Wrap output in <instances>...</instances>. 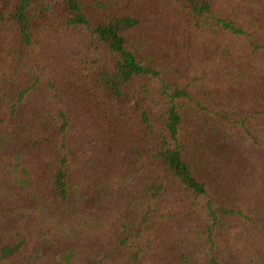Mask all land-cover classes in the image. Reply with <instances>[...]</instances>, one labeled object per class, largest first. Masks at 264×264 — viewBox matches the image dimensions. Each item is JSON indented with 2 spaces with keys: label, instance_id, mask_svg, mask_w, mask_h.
Wrapping results in <instances>:
<instances>
[{
  "label": "trees",
  "instance_id": "trees-1",
  "mask_svg": "<svg viewBox=\"0 0 264 264\" xmlns=\"http://www.w3.org/2000/svg\"><path fill=\"white\" fill-rule=\"evenodd\" d=\"M0 212V264H264V0H0Z\"/></svg>",
  "mask_w": 264,
  "mask_h": 264
},
{
  "label": "rangeland",
  "instance_id": "rangeland-1",
  "mask_svg": "<svg viewBox=\"0 0 264 264\" xmlns=\"http://www.w3.org/2000/svg\"><path fill=\"white\" fill-rule=\"evenodd\" d=\"M48 19V18H47ZM87 98H88V96H87ZM89 99V98H88ZM173 182V185H174V188L176 187V182L175 181H172ZM200 202H202V200H199ZM232 202H234L235 204H237L236 203V201H235V199H233V200H231ZM192 207H194V208H192V211H194V210H197L199 213H198V217L202 214V212H203V207L199 204L198 206H193V204L191 205ZM183 208V207H182ZM189 208H191V207H187L186 208V210H190ZM178 212V211H177ZM0 214H1V212H0ZM194 231H196L197 233H198V238H199V242H198V244H197V246H196V248H198V245H199V243H203L202 241H203V239H206L203 235H202V232L200 233V232H198V231H201V230H204L206 227H207V225L205 224V226L206 227H204V228H202V229H199V227H198V225H197V223L196 222H194ZM235 228V225L234 224H231V223H228L227 224V226H225V228L223 229L224 231L223 232H225L226 234H230L232 231H233V229ZM200 233V234H199ZM218 238H220V237H218ZM187 243H190L191 244V246H193V243L191 242V240H190V238L188 239V241H187ZM115 248V246H114V244L110 247L109 246V251H111L110 253H111V256L112 257H114V256H116V255H118L119 253H120V251H114L113 249ZM200 249L201 248H199L197 251H200ZM142 263H144V260H142L141 262H140V264H142Z\"/></svg>",
  "mask_w": 264,
  "mask_h": 264
}]
</instances>
